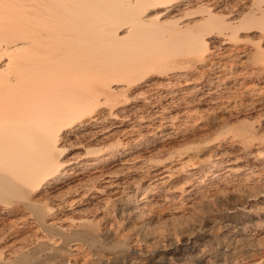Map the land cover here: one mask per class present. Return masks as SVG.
Instances as JSON below:
<instances>
[{"label":"bare ground","instance_id":"6f19581e","mask_svg":"<svg viewBox=\"0 0 264 264\" xmlns=\"http://www.w3.org/2000/svg\"><path fill=\"white\" fill-rule=\"evenodd\" d=\"M0 264H264V0H0Z\"/></svg>","mask_w":264,"mask_h":264}]
</instances>
